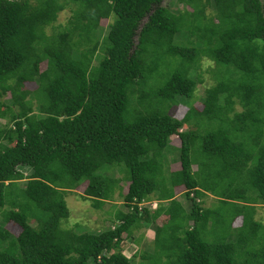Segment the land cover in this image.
<instances>
[{
  "label": "trees",
  "instance_id": "1",
  "mask_svg": "<svg viewBox=\"0 0 264 264\" xmlns=\"http://www.w3.org/2000/svg\"><path fill=\"white\" fill-rule=\"evenodd\" d=\"M162 1L0 0V97L9 95L0 102V264H132L122 235L137 244L132 232L146 226L155 249L137 264H264L255 217L264 206V0ZM202 59L216 84L201 110L189 102L175 118L168 111L193 97ZM232 98L242 111L230 117ZM172 136L177 170L163 167ZM120 164L123 178L97 174ZM123 179L125 211L113 226L61 228L67 193L84 184L80 197L100 209ZM152 199L154 210L139 206ZM209 229L222 237L207 242Z\"/></svg>",
  "mask_w": 264,
  "mask_h": 264
},
{
  "label": "rangeland",
  "instance_id": "2",
  "mask_svg": "<svg viewBox=\"0 0 264 264\" xmlns=\"http://www.w3.org/2000/svg\"><path fill=\"white\" fill-rule=\"evenodd\" d=\"M170 5V0H163L161 3V6H168ZM73 9L72 6L66 7V9H63V11L59 12L57 14L56 17V21H55V26L60 25V26H64L71 14V10ZM145 21V19H143V22ZM110 22V21H109ZM107 24L108 21L107 20H102L101 21V27L104 28V30H107ZM53 25V26H54ZM105 34V32H103V35ZM180 37V36H179ZM167 62V61H166ZM169 63L166 64H162V69L163 72H168V68L163 67V65H167ZM44 68V64L40 65V69L42 70ZM214 69L213 67V62L206 60V59H202L201 60V65L200 67H198L197 69V73H199V79L200 82L197 84V87L193 93V97H191L190 100H186L185 102H182L183 99H178V101L181 100V103H179V105L177 106H173L171 107V109L168 111V113L175 117V118H179L181 114H183V112H185L186 110V105L187 103L191 102L190 104H193V106H196V108L198 110L202 109V98L204 96V92L206 89L214 86L216 84V81L213 79L212 74H211V70ZM160 81V78H157V81ZM158 81V82H159ZM146 87V91L144 92H148L152 93V87L147 84L145 86H143L142 88ZM25 88L28 90H34L35 89V84L34 83H27L25 84ZM148 93V94H149ZM8 97L9 95H4L3 97H0V102H8ZM233 99V105H232V111H230L228 113V115L231 117L232 114L234 112H241L242 111V107L238 101V99L236 98H232ZM186 106V107H185ZM193 118V117H192ZM7 123V119H0V127L3 125H6ZM204 125V123L202 122L200 124L201 128ZM191 127H193V125H191ZM186 127L182 128V130H185ZM194 129H196L199 133H203V128H199L198 126L193 127ZM172 143H168V146L164 149L163 153H162V157L164 160V169L167 168V165H170V168L173 170H177L179 169V161H178V157H179V140L177 139V137L172 136ZM196 147L193 148V151H191L193 154L192 157H197L198 154H196L197 148ZM114 168L111 171V169ZM196 169V166H193V170ZM114 171V172H113ZM125 167L123 164H120L118 166L115 167H110V166H104L101 169H99L97 171V174L103 175V176H108L114 179H117L118 177H122L123 175H126L125 173ZM169 169L164 170V175H166V181H167V177H168V173ZM24 175H26L28 172L24 171L23 172ZM166 173V174H165ZM164 180V177H163ZM122 182L119 183L118 188H120V190L117 188L115 190V193L113 194V197L110 198L100 209H95L92 207V201L89 199H84L82 197H80V195H82V190L84 189V184L81 185L79 187V189H77L76 192H72V193H67V195L65 196V202L67 205V208L69 209V217L68 219L64 220L61 222V228L62 229H73L74 227L76 228L75 230L79 233H95L98 231H104L108 228H110L111 226H113L112 223L115 224V217L114 214L117 213V210H122L125 211V207L123 206V199L119 196V193L123 194L126 193V189H127V183L125 182V180H121ZM178 191L183 192V188H178ZM157 194L154 193L153 197H156ZM153 200V199H152ZM178 202L181 204V206L183 207V209L187 212L189 209V205L190 202L183 196V194H181L180 196L177 197ZM153 201H157V200H153ZM163 201V200H161ZM215 199L208 193H206L202 198H201V206L202 207H210L215 203ZM217 204V203H216ZM146 206H149V210H154L157 206V204L155 203H151V204H146ZM113 207V209L111 208ZM111 208V212L110 214H108L107 212L110 210ZM255 217L258 221H260L261 223L264 224V206H257L256 210H255ZM108 218V219H107ZM107 219V220H106ZM2 222V220H0V223ZM75 224H79L83 227H87V228H81L78 229L79 226L75 225ZM6 228L9 229L11 232H18L19 229L16 228L15 226L8 224L6 225ZM83 229V230H82ZM210 230V229H209ZM133 235L135 238L138 237H142V240H136V242H139L137 244H134L132 242V237L131 239H129V237H127L125 239V234L122 235L124 242L122 243V250L124 251V253L126 254L127 257H131L132 255L135 254V257L132 259V264H137V262L140 260V255L141 253L146 249V248H150L151 247V251H154L155 249V243L153 242V238H151V242L149 241L150 239L148 238L149 235L152 234V226H146V228L142 227L140 229H136L133 232ZM205 240L209 243H213L216 240H218L219 238H221V234L217 235V232H213L212 230L208 231L206 236H205ZM158 263L163 264L165 263V260L163 257L161 258H155ZM154 259V260H155Z\"/></svg>",
  "mask_w": 264,
  "mask_h": 264
},
{
  "label": "clouds",
  "instance_id": "3",
  "mask_svg": "<svg viewBox=\"0 0 264 264\" xmlns=\"http://www.w3.org/2000/svg\"><path fill=\"white\" fill-rule=\"evenodd\" d=\"M152 202L155 203V204H157L156 201H150V202H148V204H151ZM145 203L147 204L146 201H142L141 203H139V206H140V207H142V206H146Z\"/></svg>",
  "mask_w": 264,
  "mask_h": 264
}]
</instances>
